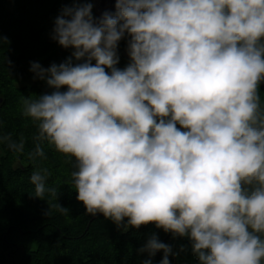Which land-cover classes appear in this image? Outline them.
<instances>
[{
  "label": "clouds",
  "instance_id": "clouds-1",
  "mask_svg": "<svg viewBox=\"0 0 264 264\" xmlns=\"http://www.w3.org/2000/svg\"><path fill=\"white\" fill-rule=\"evenodd\" d=\"M92 9L76 3L54 22L52 39L70 57L31 64L53 89L24 96L36 139L74 157L86 213L186 237L198 264H261L264 0H116L99 18ZM35 155L44 156L39 144ZM30 179L43 197L47 171ZM161 251L160 264L178 255L155 233L138 249L142 264Z\"/></svg>",
  "mask_w": 264,
  "mask_h": 264
},
{
  "label": "trees",
  "instance_id": "trees-1",
  "mask_svg": "<svg viewBox=\"0 0 264 264\" xmlns=\"http://www.w3.org/2000/svg\"><path fill=\"white\" fill-rule=\"evenodd\" d=\"M83 2L93 4L94 16V0H0V37L4 38L0 41V146L4 151L0 158V264H142L148 256L138 249L153 233L178 253L169 256L170 264H198L186 237L173 238L154 223L139 229L118 228L102 214L86 213L72 177L74 157L59 152L47 140H37L39 122L25 115L24 96L35 100L53 89L40 79L30 86L19 84L35 76L30 70L33 62L48 68L71 56L74 49L52 39L54 22L62 9ZM126 48L127 39H123L118 47L121 69L130 62L122 55ZM258 94L264 110V91L258 88ZM21 141L22 151L9 147ZM38 144L44 156L35 155ZM16 161L21 164L16 166ZM45 170V194L37 198L30 178L33 172L44 174ZM57 204L67 211H59ZM259 235L264 239V234ZM181 246L186 250L181 251ZM162 258L163 252H157L152 264H160Z\"/></svg>",
  "mask_w": 264,
  "mask_h": 264
},
{
  "label": "water",
  "instance_id": "water-1",
  "mask_svg": "<svg viewBox=\"0 0 264 264\" xmlns=\"http://www.w3.org/2000/svg\"><path fill=\"white\" fill-rule=\"evenodd\" d=\"M115 2L116 0H94V17L99 18L104 11H115ZM122 55L130 59L127 53V50L122 52ZM260 89L264 91V83L260 85ZM2 98H0V103Z\"/></svg>",
  "mask_w": 264,
  "mask_h": 264
},
{
  "label": "rangeland",
  "instance_id": "rangeland-1",
  "mask_svg": "<svg viewBox=\"0 0 264 264\" xmlns=\"http://www.w3.org/2000/svg\"><path fill=\"white\" fill-rule=\"evenodd\" d=\"M94 63H95V61H93V64H94ZM37 79H38V78H34V77H33V78H31V79H29V80H26L25 82L19 84V86H22L23 84L30 86V85L34 84V83L37 81ZM2 155H4V151H3L2 147L0 146V158L2 157ZM20 164H21V163H20L19 161H16V162H15V165H16V166H19Z\"/></svg>",
  "mask_w": 264,
  "mask_h": 264
}]
</instances>
